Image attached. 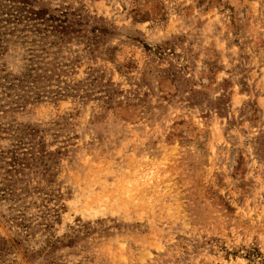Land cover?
I'll return each mask as SVG.
<instances>
[{"label":"rangeland","instance_id":"obj_1","mask_svg":"<svg viewBox=\"0 0 264 264\" xmlns=\"http://www.w3.org/2000/svg\"><path fill=\"white\" fill-rule=\"evenodd\" d=\"M0 264H264V0H0Z\"/></svg>","mask_w":264,"mask_h":264}]
</instances>
